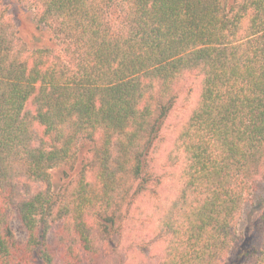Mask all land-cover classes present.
Masks as SVG:
<instances>
[{
    "label": "trees",
    "instance_id": "1",
    "mask_svg": "<svg viewBox=\"0 0 264 264\" xmlns=\"http://www.w3.org/2000/svg\"><path fill=\"white\" fill-rule=\"evenodd\" d=\"M24 1L30 41L0 11V264H118L145 201L154 264H264V207L238 229L264 181V0Z\"/></svg>",
    "mask_w": 264,
    "mask_h": 264
},
{
    "label": "rangeland",
    "instance_id": "2",
    "mask_svg": "<svg viewBox=\"0 0 264 264\" xmlns=\"http://www.w3.org/2000/svg\"><path fill=\"white\" fill-rule=\"evenodd\" d=\"M26 5V1L24 0H0V11L3 9L2 7H8L7 13L11 16L15 27L19 31L18 36L24 41L26 39L30 41L34 34V20L32 11L26 8ZM43 38L44 39L41 40L42 42L48 41V43H50L49 33H45ZM88 147L89 144L87 142L81 143L76 159L51 172L52 190H56L63 183L75 177L76 173L81 168L82 160ZM34 188L40 189L42 187L36 184ZM263 207L264 181H257L251 184L248 193H246L238 226L240 232L251 227ZM151 209V206L147 204L146 201L138 202L131 212L134 221H128L127 228L121 237H114L111 239L108 249L113 252L115 263H117V261H119L118 264L155 263V259L158 258L160 243L157 242L155 245H150L153 240L151 232L154 228ZM9 222L16 238L20 241H25L27 236L26 232L21 227L14 213L11 214ZM56 228L57 227L54 229ZM54 233L55 232H51L49 234L48 241L50 243H52L54 239ZM148 253L149 255L147 256ZM150 258H153L152 261H150Z\"/></svg>",
    "mask_w": 264,
    "mask_h": 264
}]
</instances>
